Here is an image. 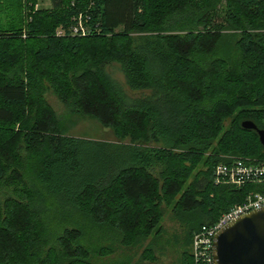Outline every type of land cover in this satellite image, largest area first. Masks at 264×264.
I'll return each mask as SVG.
<instances>
[{
  "label": "trees",
  "instance_id": "obj_1",
  "mask_svg": "<svg viewBox=\"0 0 264 264\" xmlns=\"http://www.w3.org/2000/svg\"><path fill=\"white\" fill-rule=\"evenodd\" d=\"M51 3L0 0V264H150L174 200L195 264L194 235L264 193L214 183L220 163L264 162L241 126L264 129V0ZM81 15L89 36L57 37ZM48 92L119 142L67 136Z\"/></svg>",
  "mask_w": 264,
  "mask_h": 264
},
{
  "label": "rangeland",
  "instance_id": "obj_2",
  "mask_svg": "<svg viewBox=\"0 0 264 264\" xmlns=\"http://www.w3.org/2000/svg\"><path fill=\"white\" fill-rule=\"evenodd\" d=\"M35 3H37L38 9H50L52 7V3L49 0H35ZM8 16L9 19H15V24L18 28L23 26L25 17L22 8H14L10 13H8ZM6 20L7 18L4 17V15H0V25L6 23ZM110 71L115 78L121 81L124 80V77L121 73L116 71L115 68L113 70L111 68ZM46 100L55 113L61 117L65 126L64 132L67 136L91 141L107 142L111 144L119 142L111 130L102 128L95 120L82 116H67L64 106L57 100L52 92H48L46 94ZM230 122L231 120L226 121L225 129L229 127ZM175 203L176 200L171 203L170 208L163 206L164 217L160 223L161 236L155 240V243L152 242L153 246L147 244L152 248V254H149L150 256L146 263L181 264L182 250L184 249V230L173 214V206ZM146 247L147 246L144 245L142 247L137 246L136 248L124 250L123 253L117 257V261L127 262L132 259V261L136 263L142 259V255L145 253ZM107 263H109V261H107Z\"/></svg>",
  "mask_w": 264,
  "mask_h": 264
},
{
  "label": "built area",
  "instance_id": "obj_3",
  "mask_svg": "<svg viewBox=\"0 0 264 264\" xmlns=\"http://www.w3.org/2000/svg\"><path fill=\"white\" fill-rule=\"evenodd\" d=\"M57 37H87L90 30L82 15L73 18L66 26L56 30ZM216 185L242 188L247 184H264V162L249 159H231L228 163H220L214 169ZM264 209V193H251L245 200L228 212L211 226H203L192 241L191 252L195 264H214V242L217 234L238 218L253 211Z\"/></svg>",
  "mask_w": 264,
  "mask_h": 264
},
{
  "label": "water",
  "instance_id": "obj_4",
  "mask_svg": "<svg viewBox=\"0 0 264 264\" xmlns=\"http://www.w3.org/2000/svg\"><path fill=\"white\" fill-rule=\"evenodd\" d=\"M241 126L255 131L264 147V129L252 121ZM214 264H264V209L236 219L217 234Z\"/></svg>",
  "mask_w": 264,
  "mask_h": 264
},
{
  "label": "crops",
  "instance_id": "obj_5",
  "mask_svg": "<svg viewBox=\"0 0 264 264\" xmlns=\"http://www.w3.org/2000/svg\"><path fill=\"white\" fill-rule=\"evenodd\" d=\"M50 2H51V0H49ZM37 7H38V5H37Z\"/></svg>",
  "mask_w": 264,
  "mask_h": 264
}]
</instances>
